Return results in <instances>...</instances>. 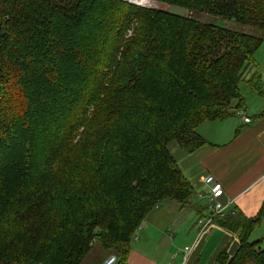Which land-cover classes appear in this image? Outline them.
I'll return each mask as SVG.
<instances>
[{
	"label": "trees",
	"instance_id": "trees-1",
	"mask_svg": "<svg viewBox=\"0 0 264 264\" xmlns=\"http://www.w3.org/2000/svg\"><path fill=\"white\" fill-rule=\"evenodd\" d=\"M159 1L190 14L0 0V264H81L96 243L126 264L153 209L174 202L203 216L169 145L207 144L197 128L238 114L242 80L264 96V0ZM263 219L264 202L250 217L214 218L239 238L214 264H264L251 237Z\"/></svg>",
	"mask_w": 264,
	"mask_h": 264
},
{
	"label": "crops",
	"instance_id": "crops-1",
	"mask_svg": "<svg viewBox=\"0 0 264 264\" xmlns=\"http://www.w3.org/2000/svg\"><path fill=\"white\" fill-rule=\"evenodd\" d=\"M263 43L264 40L255 59L264 82ZM246 85L242 109L250 121L246 122L234 113L227 119L203 122L197 128L199 134V128L203 126H210L211 133L209 137L206 133L200 134L207 144L194 152L185 151L176 140L169 145L196 187L194 200L203 209V216L192 207L181 210L177 203L153 209L133 238L126 264H214L227 244L230 251L237 249V233L216 223L202 229L199 221L210 215L209 189L202 180L207 174L222 182L224 191L220 202L227 212L241 210L250 217L259 212L264 202V96L253 91L247 82ZM231 130L233 134L227 139L226 133ZM200 192L204 197L199 195ZM262 222L264 224V219ZM113 254V250L96 243L81 264H102ZM118 258L114 264H125L121 262V256Z\"/></svg>",
	"mask_w": 264,
	"mask_h": 264
},
{
	"label": "rangeland",
	"instance_id": "rangeland-1",
	"mask_svg": "<svg viewBox=\"0 0 264 264\" xmlns=\"http://www.w3.org/2000/svg\"><path fill=\"white\" fill-rule=\"evenodd\" d=\"M132 1L136 2L139 5L142 4V5H145V6H148V7H152V8L161 7V8H164V9L168 10L169 12L172 11V12L180 14V15L190 14V11L187 8H183V7H180L178 5H173V4L169 5V4L160 2L159 0H132ZM198 18L202 19V20H204L206 22L217 23V24H219V25H221L223 27L233 28V29H237V30H241L244 27H246V26L243 27L241 24H239V23H237L235 21H232L230 19L226 20V19L220 18V17H218L216 15L213 16V15H209L207 13L206 14L203 13V14L199 15ZM246 28L250 29L248 27H246ZM250 31L254 32L255 34H260V35H261V32H262L260 30H256V29H252V28L250 29ZM262 35H264V32L262 33ZM261 51H264V43L262 44ZM245 80H242L240 82V84H239L240 90H242L243 94L246 93V88H248V86L246 85V81ZM210 129H211L210 126H203V127L199 128V131L201 132L200 134L205 135V133H206L205 136L209 137L210 133H211ZM231 129H233V127H231ZM232 134H233L232 130H231V132L227 131L226 135H227L228 138L227 137L226 138L229 139L230 136H232ZM172 203H174V202H172ZM251 237L253 238V240H262V243H261L260 246L264 247V224H261L259 227L255 228L253 234L251 235Z\"/></svg>",
	"mask_w": 264,
	"mask_h": 264
},
{
	"label": "built area",
	"instance_id": "built-area-1",
	"mask_svg": "<svg viewBox=\"0 0 264 264\" xmlns=\"http://www.w3.org/2000/svg\"><path fill=\"white\" fill-rule=\"evenodd\" d=\"M238 114L242 116L243 120L250 121V117L246 115L245 109L241 108ZM202 180L208 185V194L210 198V215L204 220H200L199 224H202V229L207 228V226L213 223L214 218L221 217L227 213V209L220 202V197L223 195L224 187L222 182L216 179L212 174L205 175ZM201 197H204L203 193H199ZM117 262V256L110 255L102 264H114Z\"/></svg>",
	"mask_w": 264,
	"mask_h": 264
},
{
	"label": "water",
	"instance_id": "water-1",
	"mask_svg": "<svg viewBox=\"0 0 264 264\" xmlns=\"http://www.w3.org/2000/svg\"><path fill=\"white\" fill-rule=\"evenodd\" d=\"M129 1L134 2V1H132V0H129ZM134 3H136V2H134Z\"/></svg>",
	"mask_w": 264,
	"mask_h": 264
}]
</instances>
